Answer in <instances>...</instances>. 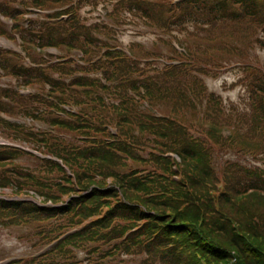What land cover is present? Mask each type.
<instances>
[{
    "label": "trees",
    "instance_id": "trees-1",
    "mask_svg": "<svg viewBox=\"0 0 264 264\" xmlns=\"http://www.w3.org/2000/svg\"><path fill=\"white\" fill-rule=\"evenodd\" d=\"M99 5L106 19L89 22L84 8ZM127 15L185 51L170 40L168 56L118 48ZM257 27L264 0H0V35L17 36L29 61L0 47V77L13 79L0 113L49 126L0 116L17 132L6 139L42 155L0 144V227L28 228L38 252L6 264H264V168L230 160L219 176L212 163V145L264 153V73L241 65L248 107L233 120L200 78L222 64L195 41ZM161 101L169 114L154 110ZM23 154L37 163H16Z\"/></svg>",
    "mask_w": 264,
    "mask_h": 264
},
{
    "label": "rangeland",
    "instance_id": "rangeland-1",
    "mask_svg": "<svg viewBox=\"0 0 264 264\" xmlns=\"http://www.w3.org/2000/svg\"><path fill=\"white\" fill-rule=\"evenodd\" d=\"M101 11H104L101 5H99L95 10H89V8L86 7L83 10V14L88 18L89 22H93L99 19H106ZM3 21L7 22L5 19H3ZM123 24L124 25H122L120 29H117L116 37L118 40L116 46H119L121 49L128 50L129 47L134 45V51L139 52L140 55H144L146 53L166 56L172 55L170 54V46L166 43L167 40H171V38H169V34L164 35L163 38L159 39L157 32L154 29L146 27V25L139 18L131 17L129 15H127L126 22ZM228 28L232 30L235 29L233 25H228L224 30H228ZM239 33L241 36L235 31H233L231 35L225 33L226 36L233 37H224L222 35L214 34L212 37L214 42L204 41L203 39H195V41L198 40L200 44H206V46L210 45V64H222V67L220 68H212V71H209V73L201 74L200 78L205 84L208 92L216 93L222 98L221 100L225 113L232 115V119H236V121L239 111H246V107H248L245 94L246 89L244 88V84L240 82L244 74L241 65L250 64L264 73V46H262L260 44L261 41H259L262 40L264 36L263 31L257 27L256 31L252 34H250V32L245 34L241 31H239ZM173 34H175V32H173ZM256 37L258 38L259 43L255 41ZM190 41L191 40H189V42ZM171 42L177 50H180L181 48L183 52L185 51L183 44L180 42ZM215 42L223 45V48L217 47V49H211V46H213ZM0 47L5 49H19L18 41L16 39L8 40L2 37H0ZM48 52L51 54L53 53L51 61H54V56L58 52L54 50H48ZM72 55L75 59H79V56H76L77 54L72 53ZM152 60H154L153 63L155 64L161 65V62L163 63V57H155L154 59L152 58ZM17 62L19 63L21 61L18 60ZM24 64H29L28 59H25ZM46 71L49 72V70ZM9 81L13 82V79L6 76L0 77V85L2 86H6L7 83H10ZM34 85L36 86L21 88V92L26 96L33 91H37V84L35 83ZM70 108L75 111L73 105L70 106ZM154 110L158 114H169V103L167 101H161L157 103ZM17 112L18 111H13V113ZM190 112L186 113L189 119L192 118ZM243 115H245V113H243ZM0 116L8 121L24 124L34 130L49 128V126L45 125L42 121L32 120L29 115L20 117L18 115H5L0 113ZM191 130L194 134H197L198 132L195 128H191ZM111 131L115 132V129L112 128ZM7 134L12 137L16 136L17 132L13 129H7L0 126V143H10L13 146H17L25 151L33 153L34 155L42 157V155L34 149L35 146L31 143L27 141H9L6 139ZM209 145L211 146V143ZM237 147L226 149L217 145H212V163L219 176L222 173L224 164L230 160L239 161L247 165L261 166L264 168V153L259 156H254L248 153L242 154L236 149ZM15 162L21 164L22 166L33 167L37 163V159L34 156L23 154V156L16 158ZM9 193L10 189L8 188L0 189L1 195H8ZM26 233H28L27 236ZM33 242L32 237L29 235V230L26 227H0V262L12 257H24L37 254L38 252L35 250L37 248H33L32 246ZM40 251L41 249L39 252ZM77 256L82 258L83 253L79 252L77 253ZM127 264L140 263L138 261V257H136L135 260H128Z\"/></svg>",
    "mask_w": 264,
    "mask_h": 264
}]
</instances>
